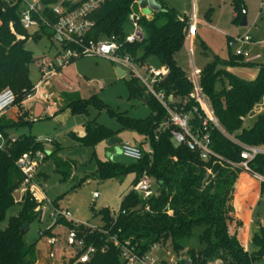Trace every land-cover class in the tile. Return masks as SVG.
Segmentation results:
<instances>
[{
	"label": "trees",
	"instance_id": "obj_1",
	"mask_svg": "<svg viewBox=\"0 0 264 264\" xmlns=\"http://www.w3.org/2000/svg\"><path fill=\"white\" fill-rule=\"evenodd\" d=\"M140 1L107 0L101 4L90 15L93 26L85 39L99 41L115 37L121 55H130L141 64L147 59H155L166 71L155 85L156 89L167 98L186 100V107L191 108L195 105L192 98L194 82L176 60L187 36L189 18L162 0H157L160 11L148 17L140 12ZM231 4L236 14L233 22L240 24L247 12L246 0H231ZM132 13L136 15L142 36L131 43L127 37L132 33ZM48 16L52 23L56 22L52 14ZM43 35L53 39L54 31L41 25L37 31L28 32L20 23L17 4L0 0V92L11 88L16 94L15 105L19 106L12 116L0 121V130L8 140L7 145L0 148V221L16 203L15 191L24 179L17 165L18 159L25 152L42 151V142L31 132L19 134L14 142L10 141V133L33 125L30 111L22 106L28 95L35 92L30 77V66L35 58L26 43L30 38ZM231 66H254L258 74L255 79L246 80L228 71ZM199 83L228 134L248 145H264V110L251 127L245 125V118L264 101V63L246 61L243 55L237 54L225 60L218 58L201 70ZM127 84L131 98L145 100L151 106L152 112L147 118L136 119L116 113L97 94L88 98H83L79 92L60 95L65 110L73 114H88L92 108L108 110L117 116L122 129L133 130L144 137L139 144L143 152L140 160L129 164L98 161L96 173L82 178L78 185L91 178L108 180L128 172L136 175L134 185L144 174L157 185L156 193L148 198L130 190L115 215L109 209L99 211L97 215L103 221L100 227L59 218L56 223L76 230L87 245L96 248L88 262L78 261L76 255L71 264H124L122 246L139 255L149 253L154 246H170L179 257L197 227L202 228L199 237L204 247L187 251L190 264H255L257 258L264 256V230L253 237L257 245L254 252L244 247L237 233L231 232L235 221V185L244 172L236 165L241 161L242 147L213 127L212 147L221 159L202 160L187 146L175 145L168 131H157L158 125L166 118V110L147 94L140 79L132 76ZM84 128L83 136L71 134L79 146L95 147L115 137L113 130L96 119L87 120ZM55 162L56 170L64 180L72 178L74 162L61 158H55ZM250 167L264 175V155H258ZM261 192L264 194V183ZM20 202L22 210L10 217L4 229H0V264H37L38 261L36 248L28 243L23 226H29L32 218L39 217L41 210L37 208L41 203L29 191L24 192ZM54 204L59 208L57 200ZM241 225L239 221L237 227ZM175 264H184V261L179 257Z\"/></svg>",
	"mask_w": 264,
	"mask_h": 264
},
{
	"label": "rangeland",
	"instance_id": "obj_2",
	"mask_svg": "<svg viewBox=\"0 0 264 264\" xmlns=\"http://www.w3.org/2000/svg\"><path fill=\"white\" fill-rule=\"evenodd\" d=\"M164 1L181 13L192 10L191 0ZM246 4L248 25L242 27L232 23L230 0H197L200 18L211 25L209 28L201 27L198 30L195 53L198 67L218 58L228 59L236 53L238 48L244 49L245 46L242 44L230 47L228 36L229 34L233 36L245 35L248 32L254 40L248 45L250 52L248 56L259 57L258 62L264 63V0H246ZM142 12L147 15L151 11L148 8H143ZM208 13L212 14L211 20L206 18ZM231 29L232 33L230 32ZM26 48L32 51L35 58L30 66V77L32 83L37 85L40 80L39 70L42 61L54 60L61 50V44L54 38L51 39L47 35H43L37 39L30 38L26 43ZM180 56L190 65L186 48L182 49ZM148 67L160 68L161 66L155 59H147L142 65H134L133 71L141 79L150 80L147 72ZM231 67L234 70H244L245 73H253L257 70L254 66ZM116 69L125 71V76L120 78ZM59 70L46 83H42L50 86L48 89L45 88L47 95L41 92L44 90L43 88H38L37 95L30 103H22V106L30 111L33 120L31 128L26 127L18 131H11V137H16L24 132H31L42 142V151L47 158L38 168V183L46 186V189L43 190L39 184H32L31 189L26 190V186L21 184L15 191L16 203L7 210L5 219L0 221V229H4L10 217L19 214L23 207L20 200L25 190L26 192L29 191L35 200L41 203L37 209L42 208V215L32 218L29 222V229L26 231L28 243L36 248L37 264H71L76 257V248L67 243L68 231L71 228L56 223L51 217V214L56 210L54 201L57 200L59 208L67 209L70 213V219L76 223L100 227L103 221L97 213L102 209H109L112 215L117 214L120 211L124 196L134 187L136 178L134 172H128L108 180L91 178L89 181L78 185L82 178L96 173L98 161L111 160L112 154L120 153L122 148L121 144L109 146L108 140L100 142L95 147L79 146L71 134L76 133L82 136L85 132V122L96 119L98 123L115 132L113 138L130 141L133 144H135V140L142 141L144 139L142 135L133 130L122 129L117 116L112 115L108 110L98 111L92 108L88 114H73L64 110L53 112V110L51 111L52 108L60 109V107L53 100L54 97L50 95L74 91L88 98L92 94H97L116 113H124L136 119L147 118L152 112L151 106L146 104L145 100L131 98L127 81L133 76L132 69L124 67L120 62H114L103 56L85 55ZM245 73L242 72L241 75L246 76ZM17 109H19L18 104L14 105L4 115V118L13 115ZM263 110L264 101L257 105L245 118V125L251 127ZM54 151L56 153L51 156ZM55 158L74 162L72 178L64 180L63 176L57 172ZM243 177L253 179L246 172L242 173L241 178ZM248 186H253V184L250 182ZM153 188L157 190V185L153 184ZM253 219L264 225V194L253 208ZM239 221H234L232 225L238 228ZM201 230V227L195 228L194 234L186 242L184 252L179 255L184 264H190V259L187 256L189 249L204 247L199 237ZM243 240L245 241V239ZM247 246L252 249L251 252L257 250V247L254 250L253 245L249 242ZM150 254L157 264H174L179 259L170 246L153 249ZM255 264H264V256L257 258Z\"/></svg>",
	"mask_w": 264,
	"mask_h": 264
},
{
	"label": "built area",
	"instance_id": "obj_3",
	"mask_svg": "<svg viewBox=\"0 0 264 264\" xmlns=\"http://www.w3.org/2000/svg\"><path fill=\"white\" fill-rule=\"evenodd\" d=\"M13 4H17L19 9V18L22 27L30 33L40 29L41 25L51 27L54 31V39L61 44V50L58 52L54 60H43L40 67L41 80L35 86L34 94L28 95L26 100L34 98L42 83H46L49 78L69 64L72 60L85 56L96 55L111 59L114 62H120L124 67H130L134 77L140 79L141 84L145 88L147 94L155 98L163 105L166 110V118L158 125L157 131H168L175 145L187 146L192 152L199 154L204 161H209L212 158L221 159L212 147L211 130L213 127L218 128L222 133L227 135L231 140L235 141L242 147L241 161L236 165L244 170V172L254 177L261 185L264 183V175L254 172L250 163L258 156L264 155V145H248L235 139L228 134L219 123L211 104L204 94L200 83V72L193 69V84L194 92L192 98L195 105L187 108V101L174 99L172 96L167 98L165 94L158 91L155 87L165 75V69L148 67L147 72L150 80H143L135 75L133 66L136 64L142 65L130 55H121L119 53V45L115 37L106 40L95 41L93 39L86 40L85 35L93 26L90 15L107 0H8ZM52 14L56 18V22L52 23L48 14ZM132 23V33L127 37L128 42H134L140 38L139 25L136 20V15H130ZM197 28V13L193 12L189 18V27L186 37H192L196 33ZM252 41L250 33L238 36L235 42L238 44L247 45ZM245 50L238 48L237 55H243ZM249 61V59H248ZM126 73V72H125ZM16 94L11 88H5L0 92V121L4 115L15 105ZM198 118V120H197ZM244 119V118H243ZM16 137H11L10 141L14 142ZM8 143L5 134L0 130V148H4ZM149 144V143H147ZM121 153L133 159L140 160L143 157V152L137 144L130 141L121 143ZM46 158L43 151L25 152L18 159L17 165L24 175L22 185L26 186V190L31 189L32 184L41 185L38 183V168ZM43 190L46 186H42ZM134 191L140 193L145 198L151 197L156 193L153 188V183L146 174L134 185ZM25 190V191H26ZM40 215L43 210L40 209ZM52 219L57 221L59 218L70 219V213L67 209L56 208L51 214ZM76 223L75 221H73ZM67 243L76 248L78 261L88 262L96 248L92 245H87L85 239L80 238L74 229H70L67 235ZM154 246L153 249H157ZM152 250L144 255L135 253L131 248L126 246L121 247V258L124 264H157L156 260L151 257ZM176 263V262H175ZM174 263V264H175Z\"/></svg>",
	"mask_w": 264,
	"mask_h": 264
},
{
	"label": "crops",
	"instance_id": "obj_4",
	"mask_svg": "<svg viewBox=\"0 0 264 264\" xmlns=\"http://www.w3.org/2000/svg\"><path fill=\"white\" fill-rule=\"evenodd\" d=\"M162 1H164V0H162ZM164 2H166V1H164ZM191 2H192V10L190 12L189 11H184L182 13L180 12L181 14L186 15L188 18H190V16L192 15L193 12L197 13V28H196L197 30H196V33L192 37H186L184 45L182 47V49L186 48V50L188 51L189 58H190V65L185 62V60L182 58V56H180V53H181L182 49L176 54V60H177V62L179 64V66L185 71L187 77L189 79L193 80L194 79L193 69H197V70L201 71L207 65V63H210V62H207L205 65L201 64L200 67H198L197 63H196V59H195V53H196V49H197L196 42L198 40V30H199V28H201V27L209 28V27H211V25L207 21L203 20V18H200L199 14H198L197 0H191ZM230 4H231V0H230ZM231 7H232V4H231ZM139 10H140L141 13H143L142 12L143 8L141 6H140ZM152 14H153V11H151L149 14H147V16L151 17ZM235 16H236V14H235V12L233 10V7H232V17H233L232 18V23H234L233 20H234ZM206 18L211 20L212 14L208 13L206 15ZM234 24H236V23H234ZM236 25L240 26V24H236ZM230 32L232 33V29L230 30ZM238 36H241V35L237 34V35L233 36V35L229 34V36H228L229 39L228 40H229V43H230V47L238 46L239 43L237 44L235 42V39ZM252 41H254L253 38H252ZM249 44L244 45L245 46V48H244L245 53L243 54V56H244L245 60L248 61V59H249V61H251V62L259 63L258 62L259 57H253V56L249 57L248 56L249 53H250L249 50H248V45ZM227 70L232 72V73H234V74H236V75H238L241 78L246 79V80H253V79L256 78V76L258 74V69L256 70V72H253V73H245L244 70L240 71L238 69L234 70L232 67H228ZM39 72H40V70H39ZM242 72L245 73L246 76H242L241 75ZM40 80H41V74H40ZM40 80H39V82H40ZM39 82H38V84H39ZM37 85H35V86H37ZM49 87L50 86L49 85L47 86V84L46 85L41 84L39 86V89L43 88L44 90L41 91V92L45 93L46 89H48ZM36 93H35L34 97L37 95ZM45 94L47 95L48 93H45ZM60 95L61 94H56V95L51 94L50 95V96L54 97L53 100L56 101V104L58 103V106L60 107V109H57V108L56 109L55 108L51 109L50 108L51 111L53 110V112L54 111L58 112L59 110L68 111V110L64 109V105L62 103ZM83 98H85V97H83ZM32 100L33 99L25 100L24 103H30ZM84 134H85V132H84ZM10 135H11V133H10ZM134 142H135V144H137L139 146V144L142 143L143 140L142 141H136L135 140ZM241 175H242V173L240 174V176H239V178L237 180V183L235 185L233 205H234V212H235V221L236 220H240L242 222V225L240 227H238V228H235L232 225L231 226V232L232 233H237V235H238L240 241L242 242V244L244 245V247L247 250L252 251V249L248 248L247 243L249 242V244H252L253 248L255 250L257 246L253 242V237H254L255 234H259V233H261V231L264 230V225L261 222L257 223L253 219V208L255 207L257 202L260 201V199H261L263 194L261 192V184L254 177H253V179H248V178L246 179L244 177L241 178ZM38 177H39V173H38ZM250 182H251V184H253V186H248V184ZM243 239H245V241Z\"/></svg>",
	"mask_w": 264,
	"mask_h": 264
},
{
	"label": "water",
	"instance_id": "obj_5",
	"mask_svg": "<svg viewBox=\"0 0 264 264\" xmlns=\"http://www.w3.org/2000/svg\"><path fill=\"white\" fill-rule=\"evenodd\" d=\"M140 6L142 8H148V9H150L153 12H158L161 9V5H160V3L157 0H141L140 1ZM240 25L242 27L248 25L247 12L244 13V16L242 18V21H241ZM139 35L141 37L142 33L140 32ZM116 71H117V74H118V76L120 78L124 77L125 74H126L125 71H123L122 69H116ZM144 102L146 104H148L147 101H144ZM122 142H123L122 139H117V138L108 139L109 146H115V145L121 144ZM111 161H113L115 163L129 164V163L135 162V159H133V158H131L129 156H126V155H124L123 153L120 152V153L112 154ZM23 229L27 231L29 229L28 225L24 224Z\"/></svg>",
	"mask_w": 264,
	"mask_h": 264
}]
</instances>
